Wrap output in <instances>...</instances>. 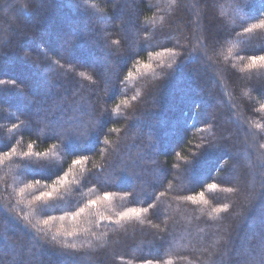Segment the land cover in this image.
<instances>
[{
  "label": "trees",
  "instance_id": "trees-1",
  "mask_svg": "<svg viewBox=\"0 0 264 264\" xmlns=\"http://www.w3.org/2000/svg\"><path fill=\"white\" fill-rule=\"evenodd\" d=\"M202 1L0 0V264H264V0Z\"/></svg>",
  "mask_w": 264,
  "mask_h": 264
},
{
  "label": "rangeland",
  "instance_id": "rangeland-1",
  "mask_svg": "<svg viewBox=\"0 0 264 264\" xmlns=\"http://www.w3.org/2000/svg\"><path fill=\"white\" fill-rule=\"evenodd\" d=\"M196 4H200V5H198V8L200 9V10H203V8H204V2L202 1V0H200V2H197V0H196ZM209 8L211 9V11H214V13L216 14V16H217V18H219V19H223L222 18V16L220 15V12L213 6V5H209ZM5 23H7L6 21H8L9 22V25L8 24H0L1 26V32H2V38H0V49H2V45H3V42L5 41V37H7V36H9V34L11 35V33L10 32H13L14 31V29L13 28H15L16 27V25H14L15 23H14V21H13V19H12V17L10 16V15H6V17H5ZM3 25V26H2ZM107 26H109L110 25V23H108L107 22V24H106ZM107 32V31H106ZM2 53V50H0V54ZM2 55V54H1ZM91 63H94L96 60L94 59V58H92L91 60H89ZM261 61V60H260ZM253 62V61H252ZM74 66V65H73ZM75 69H77L76 67H74ZM78 68L79 69H83L84 68V65H82L81 63H79L78 64ZM202 70V69H201ZM243 94H242V96L243 97H245L246 98V94L244 93V92H242ZM210 105V104H209ZM208 107H210V106H208ZM207 107V108H208ZM3 110L5 111V113L6 114H8L9 112H12L13 113V117H14V115H21V111L19 112V109H18V107H16V106H5V107H3ZM34 110V109H33ZM229 164H230V160H227V161H225L224 162V167H228L229 166ZM249 169H250V166L248 167Z\"/></svg>",
  "mask_w": 264,
  "mask_h": 264
},
{
  "label": "snow or ice",
  "instance_id": "snow-or-ice-1",
  "mask_svg": "<svg viewBox=\"0 0 264 264\" xmlns=\"http://www.w3.org/2000/svg\"><path fill=\"white\" fill-rule=\"evenodd\" d=\"M257 27H264V24L262 25H257ZM258 59L260 60H264V56H261V57H258ZM253 63H255V59L253 60ZM80 161L79 160H74L73 163L76 164V163H79ZM65 182V178L64 177H61L60 180H59V183H64ZM210 187H215V185H210ZM52 194L50 192H44V193H41V196L40 197H37V199H43L44 197H50ZM108 197L105 196V199H107ZM188 199H194V197H188ZM95 203V202H93ZM227 207V205H225V208ZM220 209H217V211H219ZM82 211V209H81ZM130 212H133V213H136L137 215L139 214V210L137 209H130L129 210ZM129 213H123L122 215L123 216H127ZM61 219H63V217H61ZM45 224L48 223L47 220L44 221Z\"/></svg>",
  "mask_w": 264,
  "mask_h": 264
}]
</instances>
